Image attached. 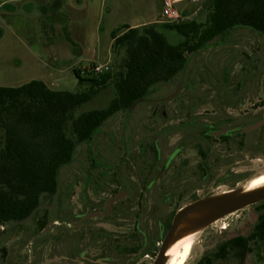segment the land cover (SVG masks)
<instances>
[{"label": "rangeland", "instance_id": "374dc122", "mask_svg": "<svg viewBox=\"0 0 264 264\" xmlns=\"http://www.w3.org/2000/svg\"><path fill=\"white\" fill-rule=\"evenodd\" d=\"M209 2L180 4L182 20L205 21ZM43 8L54 18L48 24L41 22ZM162 11V0H0V86L40 79L53 89L81 90L73 64L108 62L115 70L123 51L114 53L111 31L163 20ZM162 31L172 43L183 38ZM114 95L110 84L77 113L103 108ZM263 117L264 35L236 28L190 55L183 73L79 143L60 171L51 200L56 205L41 213L43 225L33 217L0 225V264H152L179 208L264 174V128L243 134ZM121 185L131 193L128 211L120 206L112 221L86 217ZM261 202L202 228L185 264L232 236L251 234ZM235 263L232 257L215 262ZM245 264H264V241L252 242Z\"/></svg>", "mask_w": 264, "mask_h": 264}, {"label": "trees", "instance_id": "16d2710c", "mask_svg": "<svg viewBox=\"0 0 264 264\" xmlns=\"http://www.w3.org/2000/svg\"><path fill=\"white\" fill-rule=\"evenodd\" d=\"M206 15L205 21L164 22L162 28L182 35L178 43L170 42L158 23L124 24L112 30L114 53L123 51L116 69L84 75L81 68H73L81 90L53 89L40 79L0 86V225L14 224L41 203H53L60 171L73 161L77 145L92 140L110 117L131 110L161 83L183 73L190 55L207 49L216 38L225 39L236 28L264 35V0H210ZM110 84L115 95L107 106L77 113ZM261 203L263 211L251 234L226 239L195 264H215L228 257L245 264L252 242L264 241ZM48 211L38 210L33 220L43 225L41 213Z\"/></svg>", "mask_w": 264, "mask_h": 264}, {"label": "water", "instance_id": "95a60500", "mask_svg": "<svg viewBox=\"0 0 264 264\" xmlns=\"http://www.w3.org/2000/svg\"><path fill=\"white\" fill-rule=\"evenodd\" d=\"M179 91V85L170 97L176 95ZM138 102H135L131 109H133ZM264 125V117L258 121L246 126L243 131H252ZM124 192H120L116 196L108 200L106 207L118 201L123 197ZM264 201V186L249 191H244V187L234 188L219 194L206 196L196 199L184 206H182L174 215L171 226L166 232L157 256L152 264H166L167 252L170 245L175 242L181 234L189 233L193 230L202 229L216 220L226 217L236 211L244 209L250 205ZM57 202L53 204L41 203L36 206L31 213L25 218L16 221L15 223H24L30 220L36 212L42 208H52ZM98 212L90 213L86 217L97 216ZM27 261L25 264H29Z\"/></svg>", "mask_w": 264, "mask_h": 264}, {"label": "bare ground", "instance_id": "6f19581e", "mask_svg": "<svg viewBox=\"0 0 264 264\" xmlns=\"http://www.w3.org/2000/svg\"><path fill=\"white\" fill-rule=\"evenodd\" d=\"M264 186V174L258 176L254 181L246 182L244 191L253 190ZM201 229L193 230L186 234H181L173 242L167 252L166 264H185L192 250L195 237Z\"/></svg>", "mask_w": 264, "mask_h": 264}, {"label": "built area", "instance_id": "2783aa9c", "mask_svg": "<svg viewBox=\"0 0 264 264\" xmlns=\"http://www.w3.org/2000/svg\"><path fill=\"white\" fill-rule=\"evenodd\" d=\"M189 0H162L163 2V11H162V17L164 22H170V23H175L182 21L183 14L180 9V4L187 2ZM194 2H198L201 0H191ZM82 69V74H100L105 71H108L111 69L110 65L108 62L105 63H93L90 67H83Z\"/></svg>", "mask_w": 264, "mask_h": 264}, {"label": "flooded vegetation", "instance_id": "af4514ba", "mask_svg": "<svg viewBox=\"0 0 264 264\" xmlns=\"http://www.w3.org/2000/svg\"><path fill=\"white\" fill-rule=\"evenodd\" d=\"M247 132H250V131H247ZM244 133H246V132H244ZM173 156H175V153L171 154L169 156V158L166 160V165L167 166L171 163V160L173 159ZM116 177H119V176H116ZM120 192H124L123 197L120 198L118 201L113 202L110 205V207L107 208L106 205H107L108 200L111 199L112 197L116 196ZM129 198L131 199V193L129 192V190L127 189L126 186L124 187V186L121 185L120 188L118 190H116L113 194L109 195V197H107V198H104V200L102 201V207L97 208L96 210H94V212H98L97 216L102 217V219L104 221H112L113 217L117 216V214L119 213L118 209H119L120 206L124 205L126 211H128V208H126V202H128ZM172 220H173V218H172ZM172 220H171L169 226L167 227L166 232L168 231L169 227L171 226ZM82 221L83 220H80V223ZM54 222H55V220H52L49 223H54ZM166 232H165V234H166Z\"/></svg>", "mask_w": 264, "mask_h": 264}, {"label": "crops", "instance_id": "0c3cea01", "mask_svg": "<svg viewBox=\"0 0 264 264\" xmlns=\"http://www.w3.org/2000/svg\"><path fill=\"white\" fill-rule=\"evenodd\" d=\"M52 2V1H51ZM46 3H48V1L46 2ZM45 3V4H46ZM45 4H42V6H44ZM43 12H45L44 13V17L43 18H41V22H44V23H47V21L48 20H51V21H53V17H52V13L50 12V11H48V9H46V8H43ZM148 23H158L159 24V28L162 30V24L164 23V21L163 20H161V19H152V20H149V21H147V22H143V23H126L127 25H130V26H140V25H144V24H148ZM48 24V23H47ZM52 26V25H51ZM53 27V26H52ZM75 64H73V68H75ZM44 81V80H43ZM45 82V81H44ZM49 87H51V88H53V85H52V83H50V84H48L47 82H45Z\"/></svg>", "mask_w": 264, "mask_h": 264}]
</instances>
